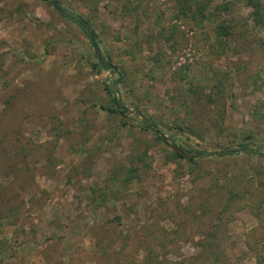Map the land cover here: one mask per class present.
I'll list each match as a JSON object with an SVG mask.
<instances>
[{
  "label": "rangeland",
  "instance_id": "1",
  "mask_svg": "<svg viewBox=\"0 0 264 264\" xmlns=\"http://www.w3.org/2000/svg\"><path fill=\"white\" fill-rule=\"evenodd\" d=\"M49 4L0 0V146L15 155L0 158V264H224L207 243L226 263L257 264L264 207L260 216L249 207L255 186L225 210L240 171L260 161L244 155L256 154L240 145L248 134L264 154V31L246 5L233 0L202 25L178 17L177 0H102L98 13L71 6L91 21L103 55L128 71L132 92L117 96L132 126L122 127L99 107L109 99L103 82L117 74L96 72L89 38ZM224 19L235 24L226 40L214 31ZM212 92L225 102L218 125L215 105L199 104ZM136 110L167 124L159 133L172 147L208 156L199 167L170 160ZM178 118L188 123L173 125ZM229 149L240 157L217 158ZM133 166L139 177L121 186L114 171Z\"/></svg>",
  "mask_w": 264,
  "mask_h": 264
},
{
  "label": "trees",
  "instance_id": "2",
  "mask_svg": "<svg viewBox=\"0 0 264 264\" xmlns=\"http://www.w3.org/2000/svg\"><path fill=\"white\" fill-rule=\"evenodd\" d=\"M57 2L60 7L64 10V12H61L63 16H66V18L72 22H75L80 26V28L83 30L84 34L88 37V30H90L96 40L98 41V34L91 24V21L84 16L80 15L78 13V10L73 9L71 6H74L77 3L80 4V2H83L85 6L88 7V9L92 13H98L100 10L99 4L101 3L102 0H70L71 5L66 6L64 1L66 0H54ZM178 1V12L177 15L178 17L182 19H189L191 21H194L196 25H202L205 21H210L213 22L214 20L217 19L218 16H220L223 12L224 13H229L231 10V5H233V0H223V3L221 4H216L214 5L211 0H177ZM235 1H241L243 2L246 7L249 9L247 13V18L255 27H260L262 31H264V3L262 0H235ZM108 3H112V0H108ZM50 5V4H49ZM107 5V3H106ZM52 6V4H51ZM53 8L56 10V8L53 6ZM58 10V9H57ZM247 19V20H248ZM82 22V23H80ZM234 23H227L226 20L224 19L221 23H218L216 26H214V31L219 39H228L233 33H234ZM162 33V32H160ZM175 33V32H174ZM174 33H172L170 36L173 37ZM221 41V40H220ZM264 42V39H263ZM99 43V41H98ZM226 43V42H225ZM103 54V53H102ZM130 55H133V52H129ZM96 56V55H95ZM104 56V55H103ZM97 57V56H96ZM98 60V58H97ZM105 63L97 62L93 63V68L96 69V72L99 73L101 71V68H112L115 73L117 74V78L114 80L112 84L103 82V90L106 92L107 97L109 98L108 101H101L99 103V107L101 110L107 112L109 115H118L119 119L122 121V124L120 126H129L131 127L132 124L129 122H126L125 118L128 116L127 110H126V104L125 102H120L117 96L118 91L126 93V95H129V92L131 91V87L129 86V83L127 82V76H128V71L125 69L124 66H116L111 64V58H107L104 56ZM156 61V60H155ZM190 87H197L192 84ZM198 91H203L204 87L199 86L197 87ZM219 87H218V92H219ZM191 90V89H190ZM191 92H194V89L191 90ZM197 92V90H196ZM206 101L201 102L199 104H209L211 107L212 105L218 109V115L219 117H216V125L223 123L225 118L222 115V112L224 111L223 108H225V102L221 101V96L220 94L216 93V96L213 94L206 93ZM199 98L201 99L202 96L200 95ZM199 99V100H200ZM188 98L185 96V98L182 99L183 105L186 108L191 109V105L189 102H187ZM135 108H139V105L133 104ZM215 113V111H214ZM260 113V108L258 107L256 109V114L258 115ZM147 116V115H146ZM137 117V116H135ZM147 121L149 122V125L146 124V122L143 120H140L141 122V128L143 130H148L150 131L152 127H156L158 131H162L161 128V123L163 125H167L164 121L162 122L161 120H158L157 118L148 115L147 116ZM188 122L184 119L178 118L173 125H178L179 127H183V125H186ZM189 128V127H188ZM190 129V128H189ZM156 140H160L164 144H167L168 146L171 147L170 153H169V159L172 161H180V160H187L188 162H191L194 167H199L200 165V160L204 159L206 156H208L207 151L205 150H197L194 151L191 148H186L183 149L184 152L187 154H190L191 156L184 155L182 152H180L177 148L172 147L164 134H161L159 132H154ZM255 132H251L245 137V142H242L240 145L243 149L249 150L251 149L252 151H255L256 154H250L246 153L244 154L246 157H248L250 160L252 158H258L260 161L257 162L258 164H255L253 167H251L250 172L246 171H240V182L242 183L241 187L236 190H232L231 188L228 189V198L227 202L225 204V210L228 211L230 209L231 204H234L238 202V198L241 199L242 191L245 193H248L249 188H253L255 186V189L250 190L249 195H258L260 194L259 200H257L255 203H250L249 207L256 209L258 216L261 215V210L264 207V154L261 153V144H258L257 142L254 141L255 139ZM173 140L174 138L170 136ZM4 142V140H1ZM2 142H0V145H2ZM18 151V150H17ZM260 151V152H258ZM0 152L2 154L0 155V158H6L10 159L14 157L12 153L9 151L4 150L0 146ZM5 152L7 156L5 155ZM147 152L140 154L136 156V160L138 161H145V156ZM237 157H240L239 154L232 150H227V151H220L218 153L217 158H232V159H237ZM236 163H234L235 165ZM127 167L124 166V170ZM138 168V166H133L130 167L126 172H124L122 169L118 170L116 169L114 172L116 176L122 173L123 176H120L119 181L121 186H127L129 183H131L134 178H138L139 175L135 174V170ZM125 173V174H124ZM263 178V179H261ZM249 186V187H248ZM94 191V190H93ZM253 191V192H252ZM256 192V193H254ZM260 192V193H258ZM119 193V191H118ZM248 195L243 196L246 198ZM107 192L103 193V202L107 200ZM243 199V198H242ZM241 199V200H242ZM257 216V215H256ZM203 246L211 247L212 250L210 254L213 255L214 258H217L218 263L222 261L224 264H234V262H225L222 259V253L219 251V247H217V244L214 243H207L203 244ZM217 249V250H216ZM254 251L258 252L256 257H257V264H264V253L259 252V250L254 249ZM119 260V259H118ZM216 260V259H215ZM144 264H147V262H144Z\"/></svg>",
  "mask_w": 264,
  "mask_h": 264
},
{
  "label": "water",
  "instance_id": "3",
  "mask_svg": "<svg viewBox=\"0 0 264 264\" xmlns=\"http://www.w3.org/2000/svg\"><path fill=\"white\" fill-rule=\"evenodd\" d=\"M44 1L47 2V3L52 4V6H54L56 9H58V11H60V12H64V10L60 7V5H59L57 2H55L54 0H44ZM80 23H82V22H80ZM88 38H89V40H90V42H91V45H92L93 50H94V53H95V55L97 56L99 62H101V63H105L104 56H103V54H102V51H101L100 45H99L98 41L96 40L94 34H93L90 30H88ZM118 99H119V101L121 102V97H120L119 95H118ZM135 113H136L137 115H140V116L143 118V120L146 122V124L149 125V122L145 119V117L142 115V113H141L139 110H136ZM152 129L155 130L156 132H159L157 129H155V128H153V127H152ZM178 150H179V149H178ZM232 151L235 152L236 150H232ZM181 152H182L184 155L190 156V155H188V154H185L183 151H181Z\"/></svg>",
  "mask_w": 264,
  "mask_h": 264
}]
</instances>
